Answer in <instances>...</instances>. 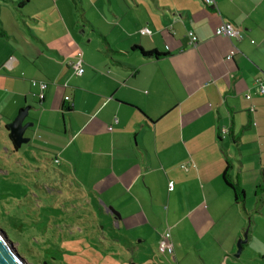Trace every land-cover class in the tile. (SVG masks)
Masks as SVG:
<instances>
[{
	"label": "crops",
	"instance_id": "1",
	"mask_svg": "<svg viewBox=\"0 0 264 264\" xmlns=\"http://www.w3.org/2000/svg\"><path fill=\"white\" fill-rule=\"evenodd\" d=\"M45 9L25 15L16 47L0 49L9 138L30 107L25 144L38 159L54 156V190L67 177L140 245L168 226L174 251L164 264H264V0H54ZM223 22L244 38L218 35ZM10 33L0 17V36ZM227 163L243 201L224 180Z\"/></svg>",
	"mask_w": 264,
	"mask_h": 264
},
{
	"label": "rangeland",
	"instance_id": "2",
	"mask_svg": "<svg viewBox=\"0 0 264 264\" xmlns=\"http://www.w3.org/2000/svg\"><path fill=\"white\" fill-rule=\"evenodd\" d=\"M21 1L0 0V17L12 35L0 36L3 51L20 43L18 27L29 32L25 15L46 13L54 0H31L27 6ZM37 153L27 144L14 150L6 123H0V227L28 264H164L167 255L159 245L168 226L160 227L158 242L136 243L108 215L88 205L86 192L67 177L57 194L54 156L38 159Z\"/></svg>",
	"mask_w": 264,
	"mask_h": 264
},
{
	"label": "water",
	"instance_id": "3",
	"mask_svg": "<svg viewBox=\"0 0 264 264\" xmlns=\"http://www.w3.org/2000/svg\"><path fill=\"white\" fill-rule=\"evenodd\" d=\"M30 107L23 109L15 118V120L9 124L10 135L16 148H21L23 144L30 141L29 138L25 137V132L31 123L24 124V121L29 113ZM115 216V221L119 222L121 216L113 207L109 210ZM246 239H242L238 243V255L242 251L243 245L247 242ZM0 264H28L27 260L19 253L17 248L14 246L11 239L3 228L0 227Z\"/></svg>",
	"mask_w": 264,
	"mask_h": 264
},
{
	"label": "built area",
	"instance_id": "4",
	"mask_svg": "<svg viewBox=\"0 0 264 264\" xmlns=\"http://www.w3.org/2000/svg\"><path fill=\"white\" fill-rule=\"evenodd\" d=\"M207 5H212L213 4V0H205ZM142 34H151V30L149 28H144L142 31ZM217 34L221 35V36H226L229 37L231 39H237V40H242L244 38V34L243 32L236 28L233 24L229 23V22H223L218 28H217ZM189 36L191 39V44L192 45H197L198 44V37L197 35L190 31L189 32ZM235 54V51H232L230 53V55L228 56V59L233 58ZM74 66V71L77 74H82L85 71V68L83 66V58L82 56H80L76 62L73 63ZM42 90H44L46 88V84L43 83L41 85ZM259 91L260 92H264V86L261 84V87H259ZM40 97L43 98L44 94L41 93ZM112 129V127H111ZM160 250L163 253L166 252H173L174 251V246H173V242L171 240V233L169 230H167L163 235H162V239L160 241Z\"/></svg>",
	"mask_w": 264,
	"mask_h": 264
},
{
	"label": "trees",
	"instance_id": "5",
	"mask_svg": "<svg viewBox=\"0 0 264 264\" xmlns=\"http://www.w3.org/2000/svg\"><path fill=\"white\" fill-rule=\"evenodd\" d=\"M136 48L141 50V52L144 55L148 56V57L158 58V57L163 55V53H160L157 50L145 51L143 48L138 47V46ZM230 170H231V164L227 163V167L225 168V171H224V174H223L224 180L227 183V185L230 186L233 189L235 200L236 201H243L245 199V191L242 188V186L240 185V183L233 178V176L231 175ZM258 188L260 190H264V185H260Z\"/></svg>",
	"mask_w": 264,
	"mask_h": 264
},
{
	"label": "flooded vegetation",
	"instance_id": "6",
	"mask_svg": "<svg viewBox=\"0 0 264 264\" xmlns=\"http://www.w3.org/2000/svg\"><path fill=\"white\" fill-rule=\"evenodd\" d=\"M55 182H56V180H55ZM55 191H56V193L58 192L57 190H55ZM61 192H62V191H59L58 193H61ZM58 193H57V194H58Z\"/></svg>",
	"mask_w": 264,
	"mask_h": 264
}]
</instances>
